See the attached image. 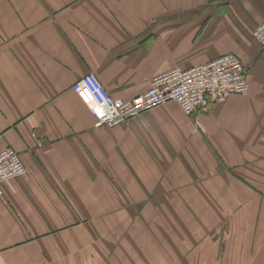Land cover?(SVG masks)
I'll return each mask as SVG.
<instances>
[{
    "label": "crops",
    "instance_id": "crops-1",
    "mask_svg": "<svg viewBox=\"0 0 264 264\" xmlns=\"http://www.w3.org/2000/svg\"><path fill=\"white\" fill-rule=\"evenodd\" d=\"M264 0H0V264H264ZM249 89L97 126L93 72L131 99L223 53Z\"/></svg>",
    "mask_w": 264,
    "mask_h": 264
},
{
    "label": "built area",
    "instance_id": "built-area-1",
    "mask_svg": "<svg viewBox=\"0 0 264 264\" xmlns=\"http://www.w3.org/2000/svg\"><path fill=\"white\" fill-rule=\"evenodd\" d=\"M252 36L264 50V20L255 26ZM247 75L242 59L226 52L203 64L186 68L173 66L155 75L150 87L131 99L113 97L93 72L76 80L72 89L87 105L97 126L112 127L166 102L177 103L186 115L193 116L230 95L245 94L249 89ZM25 172L18 151L12 147L0 151V193L3 182Z\"/></svg>",
    "mask_w": 264,
    "mask_h": 264
}]
</instances>
